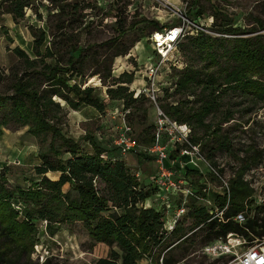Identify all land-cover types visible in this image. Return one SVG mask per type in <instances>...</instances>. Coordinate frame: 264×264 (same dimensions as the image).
<instances>
[{
    "label": "trees",
    "instance_id": "obj_1",
    "mask_svg": "<svg viewBox=\"0 0 264 264\" xmlns=\"http://www.w3.org/2000/svg\"><path fill=\"white\" fill-rule=\"evenodd\" d=\"M121 1L113 0L114 3ZM45 2L0 0V21L8 14L17 23L24 19L26 9L33 10L41 20L39 9L45 8L48 30L32 25L29 28L33 36V57L19 47L13 49L23 70L10 73L12 93L0 94V112L10 110L19 125H27V131L33 136L49 137L48 152H39L41 161L34 166L35 173L40 176L38 181H32L27 188L13 189L0 181V264H16L22 259L30 261L38 221L45 222V231L49 235L55 234L63 224L82 222L90 239L108 247L107 256L97 258L93 264H138L142 258L152 264H158L160 259L162 264H179V260L168 252L184 241L187 230L179 218L167 229L166 220L170 214L166 212L172 206L170 198L178 197L180 203V196L170 194L166 202H159V206H146L149 197L154 194L158 197V188L153 181L151 189L145 188L130 172L115 145L110 153L94 136H85L91 148L85 151L61 130L68 113L64 105L73 110L87 106L98 112L105 110L106 103L98 88L86 85L91 76L99 75L102 84L107 86V97L123 102V112L141 97V94L134 97L127 86L134 79L133 72L123 71L119 76H113L111 67L115 57L127 53L128 47L120 46L123 37L143 19L135 18L126 23V17L120 12L114 16V36L101 42H87L83 47L80 46L81 36L88 23L83 25L84 20H79L81 15L77 12L92 8L91 4L81 6L76 0L70 8L64 0ZM127 4V0L124 1L123 7ZM224 17L226 33H246ZM148 23L156 30L163 27L155 20ZM255 23L257 28H264L263 19L257 18ZM1 29L7 34L5 26ZM186 36L192 39L203 64L200 69L190 65L181 71L177 85L182 89L200 85L201 104L197 109L187 110L182 104H172L164 108L165 112L177 123L190 125L191 130L195 129L194 123L202 127L201 139L194 132L190 144L206 145L212 140L216 144L213 149L227 147L220 126L212 127L205 122V117L227 90L239 91L241 96L257 100L264 106V33L229 39L197 30L182 38ZM216 42L220 49L215 48ZM93 47L96 48L91 51ZM177 48L183 57L180 40ZM92 78L90 81H94ZM231 116V113L224 115L223 122L229 121ZM170 151L178 152L177 147L171 148L168 154ZM212 155L210 151L207 158L214 164ZM252 160L251 157L243 159L229 183L228 192L223 188L217 194V212L222 211L221 215L210 214L205 207L196 204L199 199L189 197L188 215L194 219L195 226L205 225L212 229L213 235L206 239L207 244L228 233L243 236L247 242L264 236V204H255L254 212L250 214L254 190L244 178ZM188 170L186 168L183 173L185 177ZM48 172H57L59 176L52 179L46 175ZM66 183H71V188L64 192L62 186ZM14 202L23 208H15ZM239 213L245 217L241 223L234 220Z\"/></svg>",
    "mask_w": 264,
    "mask_h": 264
},
{
    "label": "rangeland",
    "instance_id": "obj_2",
    "mask_svg": "<svg viewBox=\"0 0 264 264\" xmlns=\"http://www.w3.org/2000/svg\"><path fill=\"white\" fill-rule=\"evenodd\" d=\"M64 1L70 6L76 0ZM124 1L126 0L120 3H114L113 0H79L81 6H86L88 3L92 6L77 12L78 16L81 15L79 20H84L83 25L88 23V27L84 28L86 31L83 29L80 46L84 47L87 42H101L114 36V16L120 12H123V16L126 17V23L135 18L143 19L123 37L120 46L128 47L127 53L115 57L111 67L113 76H119L123 71L133 72L134 79L127 86L134 97L139 90L143 89L151 63L158 62L149 39L151 32L156 31L148 23L151 20L157 21L159 26L168 27L182 22L183 18H188L190 22L195 20L197 25L188 22L185 24V30L196 32V26H202L205 33L217 38L231 39L236 36L264 33V28H257L255 23L257 18L264 21V0H127V6L123 7ZM70 8L68 9L72 11L73 9ZM39 12L41 20L36 17L33 10L26 9L24 19L17 23L13 22L8 14L3 15L0 21V94L12 93L10 73L12 71L21 73L23 70L22 63L13 49L19 47L33 57V36L30 33V26L44 27L48 30L45 8L41 7ZM224 15L231 19L233 26L246 30V33L239 35L226 33L224 23L227 20ZM51 24L54 22L51 21ZM2 25L7 28V34L2 31ZM139 33L143 36L140 37ZM138 38L139 40H136ZM180 44L183 57L178 52L176 59L170 62L172 64L158 62L160 70L156 76V84L153 86L155 102L145 92H141L139 93L141 97L129 105V112H123V102L107 97V86L102 84L98 74L90 77H93L92 80L95 82L89 85L98 88L101 99L106 103L103 112H98L89 106L73 110L61 101L68 112L61 124L62 133L75 139L85 151H90L91 148L84 137L94 136L108 152L112 153L113 140L121 129L123 119L129 122L136 147L122 158L130 172L135 174L145 188H152V178L158 174L159 168L157 155L147 151L157 133V107L165 112L166 106L179 103L185 106L186 110L197 109L202 100L200 85L183 89L177 85L181 71L186 70L190 65L200 69L203 64L190 37L181 38ZM95 48H91V51ZM215 48L220 49L218 42L215 43ZM46 61L50 62L51 59ZM219 61L224 60L219 58ZM92 68L90 67V70ZM90 78H87L86 84ZM229 113L232 114V118L223 122L224 115ZM0 121L2 122L0 125V181H3L8 189L27 188L32 181L40 179V176L35 173L34 166L41 161L39 152H48L49 137H36L30 134L27 131L28 126L19 125L10 110L0 112ZM205 122L212 127L220 126V132L225 137L227 147L213 149L212 147L216 144L210 140L206 145L190 147L193 150L191 155H180L176 151H170L168 157L163 160V165L173 172L175 178H184L185 169H189V174L185 177L188 186L200 197L205 196L197 200L196 204L205 207L211 214L217 212V194L223 190L221 186L225 187V182L229 187L242 160L251 157L253 160L250 168L245 171L244 178L254 190L255 200L250 206V214H253L255 204H264V106L257 100L241 96L239 91L227 90L205 117ZM193 126L195 129L192 130L188 124L186 128H182L186 133V141H180L174 146L178 151L183 147L189 148V144L192 143L190 136L194 135V132L201 139L202 127L195 123ZM169 127L170 125H166V128L159 132V141L161 144L172 146L171 135L168 133ZM55 145L59 147L58 142H55ZM210 151L213 153L212 161L215 165L207 158ZM211 166L217 171L221 170L218 171L220 179L214 177ZM46 175L57 179L59 173L48 172ZM70 188L71 183L62 186L64 192ZM170 201L171 209L166 212L169 214L178 208L179 198L172 197ZM159 202H161L160 198L154 194L148 198L147 204L159 206ZM14 204L15 208H23V205L19 203L14 202ZM189 207L188 204L185 207V213L179 217L183 222L184 230H187L186 238L168 253L175 260H179V264L225 263L232 257L231 255L216 260L202 252L203 247L209 242L206 239L213 235L212 229L205 225L195 226L194 219L188 215ZM36 224L35 244L30 261L22 259L16 264H45L47 261V264H93L97 258L108 254V247L105 244L95 242L88 237L82 222L63 224L53 235L45 231L44 221H38ZM246 245L249 244L239 246L238 251L244 250ZM147 264L152 263L148 260ZM158 264L162 262L159 261Z\"/></svg>",
    "mask_w": 264,
    "mask_h": 264
},
{
    "label": "built area",
    "instance_id": "obj_3",
    "mask_svg": "<svg viewBox=\"0 0 264 264\" xmlns=\"http://www.w3.org/2000/svg\"><path fill=\"white\" fill-rule=\"evenodd\" d=\"M191 21L192 22L188 21V18H183L182 22L180 23L170 25L168 27H163L159 30L151 32L149 39L152 43L155 58L158 59V62L160 64L165 62L170 63L174 61L176 59L177 53L179 52L177 48V43L179 42V40L185 34L195 33L194 31L189 32L185 30L186 23H196L195 20ZM197 30H204V28L202 26H196L195 31ZM158 62L151 63V65L149 66V72L146 75L147 79L145 81L143 89L141 91L139 90L136 94L138 95L141 92H145V94H147V96L150 97L154 102L156 99L154 95L155 88L153 86L156 84V76L158 71L160 70V64ZM124 112L128 113L129 111L125 110ZM166 125H170L168 133L171 135L170 141L173 144L172 146L161 144L159 141V132L165 129ZM183 127L186 128V125L179 123L177 124L176 121L170 119V117L165 112L157 107V133L153 144L149 148H147V151L149 153L157 155V162L159 163L158 174L152 178V181L158 188L157 195L160 198L161 202H166L170 194L180 196V203L178 208H176L166 220L167 229H170L178 220V218L183 213H185V207L189 203L190 196H193L197 199H203V196L199 197L195 193L194 189L188 186V181L185 179V177H173V172H171V170L167 169L163 165V160L168 157L169 150L171 148H174V146H176L178 142L186 141V133L183 132ZM113 143L118 148L122 156L135 148L136 142L132 137L131 126L125 119H123L121 129L116 134ZM195 146L196 145L189 144V148L183 147L179 149L178 154L191 155L193 154V150H191V148H195ZM211 169L214 173L213 175L220 179L221 176L218 171L213 166H211ZM224 185L225 187H221L226 189L225 191L228 192V186L225 182ZM221 213L222 211H218L215 213V215H221ZM234 220L241 223L245 220V217L242 213H239L235 216ZM249 242L247 243L243 236H239L234 233H228L224 238L218 237L211 243L206 244L203 247L202 252L207 257L216 260L223 259L231 255L232 257L223 264H264V236L255 237L254 240H251ZM244 244L249 245H246L245 249L239 252L237 248ZM160 262H162L161 259Z\"/></svg>",
    "mask_w": 264,
    "mask_h": 264
},
{
    "label": "crops",
    "instance_id": "obj_4",
    "mask_svg": "<svg viewBox=\"0 0 264 264\" xmlns=\"http://www.w3.org/2000/svg\"><path fill=\"white\" fill-rule=\"evenodd\" d=\"M147 201H148V199L146 200L145 205L150 206L151 204L150 203L147 204ZM147 262H148L147 258H142L141 260L138 261V264H147Z\"/></svg>",
    "mask_w": 264,
    "mask_h": 264
},
{
    "label": "water",
    "instance_id": "obj_5",
    "mask_svg": "<svg viewBox=\"0 0 264 264\" xmlns=\"http://www.w3.org/2000/svg\"><path fill=\"white\" fill-rule=\"evenodd\" d=\"M93 81H88L86 85H89L90 83H92Z\"/></svg>",
    "mask_w": 264,
    "mask_h": 264
}]
</instances>
